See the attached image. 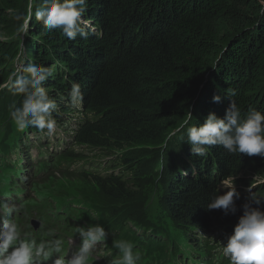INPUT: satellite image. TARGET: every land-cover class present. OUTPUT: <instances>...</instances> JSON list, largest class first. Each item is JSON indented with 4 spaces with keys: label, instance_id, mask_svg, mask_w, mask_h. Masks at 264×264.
Here are the masks:
<instances>
[{
    "label": "trees",
    "instance_id": "obj_1",
    "mask_svg": "<svg viewBox=\"0 0 264 264\" xmlns=\"http://www.w3.org/2000/svg\"><path fill=\"white\" fill-rule=\"evenodd\" d=\"M30 2L33 14L25 35L23 20L15 16L26 19ZM40 4L0 0V86H5L0 139L5 140L3 131L23 138L9 116V105L23 101L9 85L11 73L19 71L16 54L23 49L26 62L54 70L44 87L57 101L58 127H65L71 114L81 116L71 144L110 157L105 162L110 172L102 178L77 176L92 185L82 194L85 207L97 213L90 222L118 231L113 241L136 243L144 260L156 254L166 261L162 257H170L168 251L185 249L190 256L206 257L209 244L197 236L214 229L227 239L249 195L264 196V157L230 154L219 145L196 156L187 127L199 126L210 113L223 118L230 100L242 114L249 107L264 113V0H88L89 36L75 40L60 29L45 32L34 15ZM73 82L82 86V104L68 99ZM228 90L235 95L226 96ZM214 95L221 96L219 103ZM186 120L188 125L177 131ZM24 132L21 142L36 144L35 131ZM67 156L85 157L72 149ZM245 171L254 177L239 190L236 213L208 210L210 199L225 192L218 184ZM260 207L264 210V204ZM129 223L143 234L136 235ZM212 243L211 249L218 242Z\"/></svg>",
    "mask_w": 264,
    "mask_h": 264
},
{
    "label": "clouds",
    "instance_id": "obj_2",
    "mask_svg": "<svg viewBox=\"0 0 264 264\" xmlns=\"http://www.w3.org/2000/svg\"><path fill=\"white\" fill-rule=\"evenodd\" d=\"M88 10V0H41L34 15L45 30L50 32L60 29L69 39L77 36L87 39L85 30L88 21L84 20ZM33 3L28 6V16L17 14V21L23 20L22 31L26 35L28 24L32 19ZM18 72L11 73L9 85L14 96H22L23 101L17 106L15 101L9 105V116L17 132H24L35 127L46 135H54L58 122L53 113L58 110L57 101L44 87L45 81L54 76V70L39 64L26 62L21 49L15 58ZM80 83L73 82L68 92L69 101L82 104L84 95ZM235 95L228 90L226 96ZM214 103L221 101L220 95L212 97ZM192 119L189 113V120ZM188 125L186 120L181 131ZM187 142L192 146L191 153L203 157L211 146H222L230 154H246L264 157V113L249 107L242 114L241 108L232 100L225 109L223 118L210 113L199 126L187 127ZM233 181H225V191L210 199L206 208L219 209L225 215L235 214V201L240 199ZM264 196L249 195L241 206L243 214L234 225L233 232L222 242V254L230 264H264ZM255 205V207L253 206ZM16 209L8 203H0V264H89V258L101 243H106L109 232L97 223L90 227H77L80 240L78 249L70 259H65L64 242L54 239L48 242H37L32 238H22L17 223L9 219ZM112 247L119 258L112 264H139L142 257L134 251L133 242L121 239L114 241Z\"/></svg>",
    "mask_w": 264,
    "mask_h": 264
},
{
    "label": "rangeland",
    "instance_id": "obj_3",
    "mask_svg": "<svg viewBox=\"0 0 264 264\" xmlns=\"http://www.w3.org/2000/svg\"><path fill=\"white\" fill-rule=\"evenodd\" d=\"M17 69L19 70V66H17ZM2 88H5V86L4 85H1L0 86V89H2ZM51 137H55V135H51ZM35 138H37V136H35ZM61 140L63 139V137H61L60 138ZM51 141H53V139L52 140H48V141H45L44 142V148H42V151L47 155L48 153H49V151H51L50 153H52V154H56L58 151H59V149H61V147L60 146H58L56 149L55 148H52L51 150L47 147V144L49 143V142H51ZM33 143V142H32ZM57 144H59V143H57ZM35 145H37V144H33V146H35ZM89 150V149H88ZM96 150H89V154H93V156H96V158H101L100 156H97L98 155V152H95ZM99 152H100V154H105V153H102L100 150H98ZM0 153H1V151H0ZM35 153H36V148H34L33 150H32V152H31V157H30V160H29V162H28V165L29 164H32L33 165V163H35L34 161H33V159L35 158ZM99 154V155H100ZM107 158V157H106ZM80 165L81 164H69V171H71L72 173H74L75 175H77V172L79 171V167H80ZM64 167H65V165H64ZM31 169V168H30ZM56 171L54 172V174L55 175H57L58 176V178L57 179H51L50 177H47V180H46V184L45 185H43L44 186V188H46L47 190H48V192H49V196H50V198L51 199H53V196H52V194H53V191H55V190H61V191H63V192H65V193H69V194H72V193H74V194H77L76 193V189L79 187V185L80 184H78V182L76 181V180H66L62 175H61V172L60 171H58L57 169H55ZM117 170V169H116ZM30 171V170H29ZM151 174V173H150ZM23 175V174H22ZM148 176H149V174H148ZM253 175L251 174V173H249V172H247V171H245V172H243V173H239L238 174V178L237 177H235V179H234V184H235V187H236V189H237V191H239V190H242L245 186H246V184L245 183H247V181L248 180H253ZM30 181H32V178L30 177V176H28V177H25V176H22L21 178H20V180H19V183H23L24 185H28L29 183H30ZM225 181H233V178H229V179H227V180H224V181H222L221 183H219L218 184V186H219V188L220 189H222V190H224V191H227V189L225 188ZM155 182H156V180H155ZM15 185L16 186H18V183H15ZM20 185V184H19ZM21 186V185H20ZM0 187H1V184H0ZM10 187H15L14 185H10ZM22 187V186H21ZM29 188V190H30V193H31V191H32V187L30 186V187H28ZM31 195V194H30ZM36 193L33 191L32 192V197H36ZM45 205L44 203H43V201H42V203H41V201H39V205ZM37 206V209H38V214L40 215V216H42L43 217V219H48V218H46V214L48 213V212H50V211H47L43 206ZM39 207H40V209H39ZM42 208H44V209H42ZM57 212H61V210H57ZM40 221V220H39ZM40 225H41V221H40ZM100 251H101V249H100V245L99 246H97V248L94 250V252H93V255H92V257H94V258H100L99 259V261L97 262V263H99V264H112V262L114 261L112 258H110L109 256H108V252L109 251H111V249H109L108 247H107V249H106V252H105V254L104 255H102V253H100ZM99 253V254H98ZM107 254V255H106ZM106 255V256H105ZM106 257V258H105ZM104 262V263H103ZM109 262V263H108Z\"/></svg>",
    "mask_w": 264,
    "mask_h": 264
},
{
    "label": "bare ground",
    "instance_id": "obj_4",
    "mask_svg": "<svg viewBox=\"0 0 264 264\" xmlns=\"http://www.w3.org/2000/svg\"><path fill=\"white\" fill-rule=\"evenodd\" d=\"M20 138V137H19ZM25 137H23V138H20V140H23ZM40 138H42L41 136H40ZM61 141H63V139L61 140ZM100 154V152L98 151V155ZM41 203H42V201H41ZM41 205V204H40ZM39 205V206H40ZM41 206H43V205H41ZM37 207V206H36ZM39 209H40V207H39ZM42 209H44V208H42ZM39 213V212H38ZM136 223V222H135ZM138 223V222H137ZM153 223V222H152ZM135 225V224H134ZM139 225V224H138ZM142 225V224H141ZM141 225H139V226H141ZM144 227V226H143ZM141 228H142V226H141ZM153 228V227H152ZM152 230V229H151ZM144 231V230H143ZM144 234H146V233H144ZM193 234V233H192ZM110 237V236H109ZM114 237V236H113ZM116 237H117V235H116ZM115 237V238H116ZM128 237V236H127ZM111 238V237H110ZM150 240V239H149ZM199 243V242H198ZM201 244H203V243H201ZM167 246H168V244H166V246L164 247V248H167ZM203 246V245H202ZM101 249V248H100ZM167 250V249H166ZM101 252V251H100ZM157 252V251H156ZM162 253H165V252H162ZM99 254V253H98ZM166 254V253H165ZM190 252H188V253H186V255L184 256V258H188L189 256H190ZM107 255V254H106ZM105 255V256H106ZM156 255V254H155ZM106 258V257H105ZM100 259V258H99ZM162 259H164V260H166V261H169L170 259H171V257H169V256H167V255H164L163 257H162ZM104 263V262H103ZM109 263V262H108ZM161 264H164V262L162 261L161 262ZM194 264V263H193Z\"/></svg>",
    "mask_w": 264,
    "mask_h": 264
}]
</instances>
